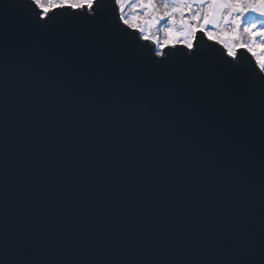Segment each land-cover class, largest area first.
Here are the masks:
<instances>
[{"label": "snow or ice", "instance_id": "snow-or-ice-1", "mask_svg": "<svg viewBox=\"0 0 264 264\" xmlns=\"http://www.w3.org/2000/svg\"><path fill=\"white\" fill-rule=\"evenodd\" d=\"M92 254L264 264V0H0V264Z\"/></svg>", "mask_w": 264, "mask_h": 264}, {"label": "water", "instance_id": "water-1", "mask_svg": "<svg viewBox=\"0 0 264 264\" xmlns=\"http://www.w3.org/2000/svg\"><path fill=\"white\" fill-rule=\"evenodd\" d=\"M202 46H206V42L202 41ZM213 50L217 55H220V50L218 46H215ZM244 62L250 71H255L254 64L250 58L245 54ZM259 133L258 124L255 133L254 147L251 153V185H250V196L253 204L252 218H253V228L258 232L259 230ZM41 264H72L71 261L59 258L56 256H48L41 260ZM80 264H198L195 258L189 257H166L160 260H155L151 257H144L139 259L124 258L120 255H114L108 260H101L94 254L89 255L86 258L80 260ZM258 264V262H257Z\"/></svg>", "mask_w": 264, "mask_h": 264}]
</instances>
